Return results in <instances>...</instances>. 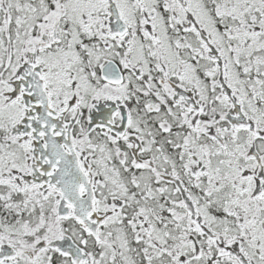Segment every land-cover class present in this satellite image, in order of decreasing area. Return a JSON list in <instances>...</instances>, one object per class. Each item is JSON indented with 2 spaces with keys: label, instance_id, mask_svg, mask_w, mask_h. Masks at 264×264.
I'll use <instances>...</instances> for the list:
<instances>
[{
  "label": "snow or ice",
  "instance_id": "6c2138e0",
  "mask_svg": "<svg viewBox=\"0 0 264 264\" xmlns=\"http://www.w3.org/2000/svg\"><path fill=\"white\" fill-rule=\"evenodd\" d=\"M0 264H264V0H0Z\"/></svg>",
  "mask_w": 264,
  "mask_h": 264
}]
</instances>
